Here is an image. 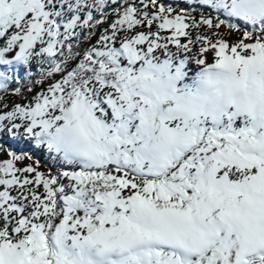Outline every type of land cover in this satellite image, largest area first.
Instances as JSON below:
<instances>
[{"label": "snow or ice", "instance_id": "1", "mask_svg": "<svg viewBox=\"0 0 264 264\" xmlns=\"http://www.w3.org/2000/svg\"><path fill=\"white\" fill-rule=\"evenodd\" d=\"M0 264H264V0H0Z\"/></svg>", "mask_w": 264, "mask_h": 264}, {"label": "rangeland", "instance_id": "2", "mask_svg": "<svg viewBox=\"0 0 264 264\" xmlns=\"http://www.w3.org/2000/svg\"><path fill=\"white\" fill-rule=\"evenodd\" d=\"M13 100H15L16 98L15 97H12ZM6 158V157H5Z\"/></svg>", "mask_w": 264, "mask_h": 264}]
</instances>
